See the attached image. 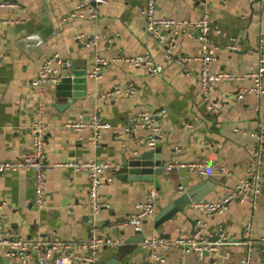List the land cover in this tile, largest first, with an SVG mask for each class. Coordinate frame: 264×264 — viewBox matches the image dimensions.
Returning a JSON list of instances; mask_svg holds the SVG:
<instances>
[{"label": "crops", "instance_id": "obj_1", "mask_svg": "<svg viewBox=\"0 0 264 264\" xmlns=\"http://www.w3.org/2000/svg\"><path fill=\"white\" fill-rule=\"evenodd\" d=\"M76 2L20 0L15 7L0 9V17L6 20L0 26V159L14 160L32 146L30 125L43 104L44 122L49 127L48 161L60 164L47 172L44 207H38L34 202L30 169L0 174V200L4 202L0 212L2 226L13 235L28 240L57 236L74 242L78 245L77 252L85 255L87 250L82 243L89 239L92 228L101 237L123 243L139 235L132 225L119 224L135 210L138 201L145 199L151 188L158 192L159 211L201 180L210 177L216 180L215 188L206 197L216 199L234 189L248 171L259 169L262 191L256 205L251 199L243 203L233 200L226 210L207 214L193 203L159 227H156L154 217L147 218L142 233L144 236L166 233L172 237H187L195 232L201 221L203 235L208 238L223 231L228 240L237 242L201 256L195 252L183 256L180 251L172 250L167 253L165 262L156 264H242L243 257L249 259L247 264H264L262 245L246 243V239L264 236V151L261 165L257 164L254 151L258 141L252 135L253 130L264 127V96L249 93L242 100L236 98L239 89L250 87L253 80H220L210 86L207 94L203 93L201 61L197 58L201 42L183 33L175 35L174 31L164 28L160 32L175 39L177 49L189 57L188 61H168L157 76L129 62L111 61L104 66L101 79L88 77L96 55L114 59L119 55L147 52L163 62L168 45L147 28L141 13L146 0H108L98 6L96 19L67 17L74 11ZM157 3L160 16L197 20L205 12L211 15L209 42L216 57L210 64L213 72L227 70L243 74L257 67L264 52L262 0H157ZM77 33H84L88 40H94L93 44L76 40ZM31 34L37 37L30 39ZM108 38H111L109 43ZM231 42H236L239 48H230ZM56 53L62 60L57 64L59 74L65 63L69 65V72L73 66L85 70L87 80L76 90L78 95L58 97L51 82L42 88L31 85L43 58ZM129 84L134 85L132 95L122 91L116 96H106L116 87L125 89ZM61 98L68 103L63 109L57 107ZM211 101H218V111L210 109ZM157 107L168 109L162 123L163 136L157 145L161 147L164 164L174 160H208L213 164L211 174L202 177L186 169H173L144 181L128 180L126 174L118 170H107L102 189L104 205L93 218L85 207L89 202L86 171L65 164L103 160L120 169L129 156L149 149L146 130L126 133L125 127L140 109ZM93 113L111 124L102 132L97 146L91 142V130L65 127L68 121ZM181 184L185 186L183 191L178 189ZM247 221H251L252 228L246 238ZM133 244L135 246L119 260L115 259L117 247H100L96 264H144L149 257L148 250L139 241ZM5 250L0 247V264H39L34 252L26 260L8 257ZM71 264L87 263L73 261Z\"/></svg>", "mask_w": 264, "mask_h": 264}, {"label": "built area", "instance_id": "obj_2", "mask_svg": "<svg viewBox=\"0 0 264 264\" xmlns=\"http://www.w3.org/2000/svg\"><path fill=\"white\" fill-rule=\"evenodd\" d=\"M108 0H77L75 9L67 17L76 16L79 18L96 19L99 15L98 6L103 5ZM209 1V0H208ZM264 2V0H262ZM20 0H0V9L7 7H15L19 5ZM158 3L157 0H146L144 6L141 8V13L147 22L149 32L161 42L168 45V50L165 53L163 62H159L151 53H140L136 55L126 56L119 55L111 59L105 56L96 55L94 67L87 73L88 77L94 79H101L103 76V68L111 61H125L129 62L135 67L146 69L152 76L161 74L164 70V63L173 61L182 63L188 61L189 57L182 54L177 48L178 43L173 37H165L160 32L161 28L170 29L174 31L175 35L178 33L186 34L190 37L196 38L201 42L200 54L197 57L201 61L200 83L203 93L209 92L210 86L220 80L238 81L246 78L253 80L250 87H242L239 89L236 96L237 99L242 100L244 97L253 93L256 96H264V52L258 60L255 69L246 71L243 74L232 73L227 70H220L213 72L210 64L216 58L211 51V44L209 42V31L212 26V18L208 12H205L199 19H177L171 17L160 16L157 14ZM6 20L0 17V26ZM84 33L75 34L76 40H84L86 45L93 44L94 40L90 41ZM264 34L261 38L263 40ZM96 41V40H95ZM108 43L111 38L107 39ZM92 42V43H91ZM232 49H238L236 42H231L228 45ZM58 63H62L59 54L48 55L43 58L38 74L31 80V85L42 88L47 83H57L61 79L59 74ZM124 91L129 96L135 92L134 85L129 84L125 89L118 86L106 94V96H116ZM28 103V101H27ZM210 109L218 111V101H211ZM168 109L166 107H157L154 109H140L135 117L128 124L124 131L126 133L134 132L138 129L147 131L146 144L149 148H156L161 137L163 136V119L167 116ZM189 125V124H188ZM111 126L108 120L100 117L98 113L85 117L80 116L79 119L68 121L65 123L67 129L83 131L89 129L93 133L92 144L99 145L102 132ZM30 132L32 136V146L21 153L14 160L0 159V174L10 171H19L22 169H30L33 173L34 202L38 207H44L47 200L46 192V175L47 172L54 167L60 166L58 163H50L46 153V145L48 141L49 127L44 122V105L41 104L37 111V118H35L30 125ZM252 135L257 138L258 144L254 151L257 164L261 165L263 161L264 151V127H259L252 131ZM137 153L136 151L134 152ZM65 166H71L78 170H85L89 182V202L85 205L90 215L95 218L104 205L102 189L106 184L104 173L107 170L117 171L118 167L113 166L107 161L91 160V161H73L66 163ZM165 170L171 171L173 169H186L197 173L198 176H208L213 170V164L208 160L198 161H182L174 160L164 164ZM179 191H183L185 186L181 184ZM262 191V175L259 169L248 171L247 175L243 177L236 187L225 195L217 197L216 199H202L195 203V206L207 214L215 212H222L226 210L229 203L237 200L241 203L251 199L252 203L256 205ZM157 195L155 188H151L145 196V199L138 201L135 204V210L119 225H132L137 231L142 230L144 221L147 218L154 217L157 212ZM4 206V202L0 200V212ZM200 221V220H199ZM204 224L200 221V226L190 236L172 237L163 234H156L152 236H144L139 243L148 250L149 257L144 264H156L166 261L167 253L172 250H178L181 254L188 255L198 253L204 255L203 251H215L219 247L229 244L237 243L227 239V235L220 231L218 239L213 241L206 235H203ZM252 223L247 221L245 224L244 235L248 237L251 231ZM92 228L89 239L82 243V246L87 250V254L83 255L77 252V246L74 242L62 240L57 236L42 240H28L19 235H13L10 230L4 228L1 224L0 218V247L6 248L5 254L8 257L23 258L28 260L31 253H35L39 260V264H71L73 261L87 264H96L97 254L100 247L104 245H112L118 247L123 242L120 240H113L109 237H101ZM250 238V237H249ZM241 243V242H240ZM246 243L251 245L257 243L262 245L264 251V236L259 239H246ZM52 260L54 262L52 263ZM248 258L241 259L242 264L248 263ZM205 264H215L213 262Z\"/></svg>", "mask_w": 264, "mask_h": 264}, {"label": "water", "instance_id": "obj_3", "mask_svg": "<svg viewBox=\"0 0 264 264\" xmlns=\"http://www.w3.org/2000/svg\"><path fill=\"white\" fill-rule=\"evenodd\" d=\"M29 37L33 39L37 36L31 34ZM68 67V63H65L60 81L54 83L58 97H72L78 95L76 90L83 87L82 83L87 80L85 70L81 71L78 70V67L73 66L72 71L69 72ZM67 106L68 103L63 98H61L60 103L57 105L60 109ZM160 152L161 147H156L149 148L141 154L129 156L118 171L126 174L128 180H153L155 175L165 171L164 161L161 159ZM215 183L216 180L211 177L207 180L205 179L194 183L187 190L162 206L154 216L156 227H159L163 222L174 217L178 212L184 210L185 207L192 206L193 203L206 199L210 191L215 188ZM137 232L139 235L128 238L126 243L124 242L117 247L118 255L115 259L118 258L119 260V257H123L124 253H127L129 249L135 246L133 243L140 241L144 237L142 230ZM210 239L215 241L218 239V236H213ZM203 253L209 254L210 252L204 250Z\"/></svg>", "mask_w": 264, "mask_h": 264}]
</instances>
